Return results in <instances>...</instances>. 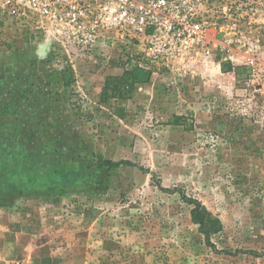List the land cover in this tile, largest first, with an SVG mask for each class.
I'll use <instances>...</instances> for the list:
<instances>
[{"label":"rangeland","instance_id":"rangeland-1","mask_svg":"<svg viewBox=\"0 0 264 264\" xmlns=\"http://www.w3.org/2000/svg\"><path fill=\"white\" fill-rule=\"evenodd\" d=\"M210 7L231 60L104 102L115 58L62 86L59 47L0 14V264H264V0Z\"/></svg>","mask_w":264,"mask_h":264},{"label":"built area","instance_id":"built-area-1","mask_svg":"<svg viewBox=\"0 0 264 264\" xmlns=\"http://www.w3.org/2000/svg\"><path fill=\"white\" fill-rule=\"evenodd\" d=\"M0 14L37 34L39 46H58L74 71L76 55L87 68L115 58L122 74L141 68L171 85L190 84L243 43L222 29L210 0H0Z\"/></svg>","mask_w":264,"mask_h":264},{"label":"trees","instance_id":"trees-1","mask_svg":"<svg viewBox=\"0 0 264 264\" xmlns=\"http://www.w3.org/2000/svg\"><path fill=\"white\" fill-rule=\"evenodd\" d=\"M222 71L224 73H235L236 78L239 80L241 77L248 71L247 67L244 66H233L230 63H224L222 65ZM55 77L57 81L61 83L62 86L71 85L75 78L73 74V70L71 68L63 69V71L56 72ZM152 79V72L141 69L134 68L132 70L125 71L121 76H108L105 80L104 87L102 89V101H106L108 98L112 99H129L137 85L148 84ZM180 117L176 118V122L174 125H180L178 122ZM3 155V154H2ZM10 160L21 161V158L14 157L13 154L5 155ZM119 164L113 163L111 161H105L102 163V166H117ZM192 220L199 224L204 230L207 236L210 235V231L206 229L208 227L209 218H207L208 213L206 209L200 204L196 203L195 207L191 211Z\"/></svg>","mask_w":264,"mask_h":264}]
</instances>
